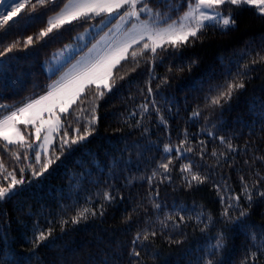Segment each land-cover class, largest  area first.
Segmentation results:
<instances>
[{"label": "trees", "instance_id": "1", "mask_svg": "<svg viewBox=\"0 0 264 264\" xmlns=\"http://www.w3.org/2000/svg\"><path fill=\"white\" fill-rule=\"evenodd\" d=\"M66 2L34 10L25 4L0 25V52L16 45L0 57V104L15 108L46 94L58 76L47 73L46 62L99 20L80 19L39 35ZM148 3L174 18L186 10L185 0ZM232 8L236 24L229 30L209 28L194 43L136 60L130 53L143 42L132 46L112 71L110 92L101 86L104 96L94 99L90 85L69 109L75 114L62 115L69 141L63 150V128L44 153L27 144L5 148L0 139V185L8 187L12 176L23 181L0 200V264H264V249L257 251L264 244V15L254 5ZM25 13L34 19L10 29ZM229 82L245 87L212 105ZM93 106L91 134L71 144L74 129L84 132ZM168 161L165 171L160 165ZM184 165L203 183L181 171ZM237 203L248 215L240 216ZM230 204L229 219L223 213ZM84 208L97 214L73 223ZM49 229L38 247L30 243ZM137 233H149V240L134 245ZM221 237L223 248L210 253ZM134 248L140 256L132 255Z\"/></svg>", "mask_w": 264, "mask_h": 264}, {"label": "snow or ice", "instance_id": "2", "mask_svg": "<svg viewBox=\"0 0 264 264\" xmlns=\"http://www.w3.org/2000/svg\"><path fill=\"white\" fill-rule=\"evenodd\" d=\"M57 3L58 0H34V2L33 0H0V4H7L8 6L7 11L0 12V17H2L0 19V25L7 23L9 17L24 8L25 4H28L34 10L37 6L49 7ZM185 4L186 10L183 14L174 18L170 14H161L158 10L151 8L148 0H67L57 15L48 19V27L39 35L45 36L49 32H52L54 28H60L62 25L70 24L72 21L80 19L88 20L97 16L111 18L113 15H116L119 21L124 24L131 22L130 27L125 31V39L116 44L109 45L95 56H90L86 59L81 58V61L73 65L69 73L49 85L46 94L38 98L29 99L23 106L13 108L10 105L0 104V110H3L0 111V139L6 142L4 147L7 148L9 144H27L29 148L33 147L31 143L25 140L20 130L19 125L23 124L25 127L31 126L34 129V135L37 141L42 138L41 133H43L45 144L53 139L54 133L59 132L63 128L64 134L60 141V148L63 150L64 145L69 144V141L67 139L68 131L64 125V121L61 120L60 114H65V119H67L68 115L75 114V110H73V113H69V109L80 97L85 88L90 85H95L94 99H99L104 96L105 93L101 86L110 92L112 88L108 83V79L112 75V69L121 60L128 58L129 49L134 44L143 42L139 49L131 51L130 55L133 60H136L138 55L143 56L148 52L155 56L157 49L167 51L170 47L180 48L184 45L194 43L209 28L229 30L234 27L236 21L232 16V6L239 9L254 5L264 15V0H185ZM142 14H144L143 18ZM25 18L28 20L34 19L25 13L18 20H13L9 28L11 29L22 23ZM28 42H32V37L28 38ZM15 47V44L8 46L4 51L0 52V57L4 56L6 52H11ZM89 51L91 52V49ZM259 60L264 62V56H260ZM252 62L256 63L257 61L253 60ZM225 87L226 91H222L218 96L211 98L212 105L219 104L223 98H231L234 89H242L245 85L243 82H229ZM80 111L83 113V109ZM91 112V118L87 119L84 132L80 133L79 128L74 129L77 136L71 139V144L83 141L91 134V126L97 122L95 106L92 107ZM193 116H199V112H194ZM76 119L79 121L80 116H76ZM161 120H163L162 117ZM221 140L223 141L222 137ZM35 147L38 148L40 145H36ZM231 147L232 145L229 144V148ZM172 150L171 146L165 145V152L170 153ZM177 151H180L179 147H177ZM185 151H191V149L188 148ZM34 158L36 161H40L41 159L39 153L36 152H34ZM48 163H51V160L41 166L42 170H47ZM169 163L171 161L161 164L160 167L167 171ZM0 168H2V164H0ZM181 171H188L192 175V181L203 183V179L198 174L191 173V165H184ZM37 174L35 171L33 172V175ZM9 175L11 176L12 174ZM155 175L156 173L154 172L153 176ZM241 179L243 180V178ZM22 182L17 181L12 176L8 187L0 185V200L14 195L15 193L12 191L13 187L17 183ZM189 186H191V181H189ZM245 193V198L249 201V207H251L252 196L248 192L247 186H245ZM259 195L264 197V192L259 193ZM104 199L111 201L113 197L110 193L105 192ZM233 199L239 201L240 197L236 196ZM155 207L159 208L160 206L157 204ZM232 207L233 205L230 204L225 208L223 213L225 217H228L229 208ZM235 207L240 209L241 217L248 215L247 210L240 208L238 203ZM101 208H103V205H101ZM96 214L94 209L84 208L73 218L72 222L78 223L80 219H87L88 215L94 216ZM100 215H103V211L100 212ZM200 215L203 214L201 213ZM172 218V216L168 217V219ZM228 218L230 219V217ZM179 219L182 221L184 217L180 216ZM197 219H199V216H197ZM208 221L209 223L211 222L210 216L208 217ZM51 231V229L47 232L38 231L35 239L30 241V243L34 247H38L40 243L48 239ZM150 235L155 236L156 233L152 232ZM0 239H3V237L0 236ZM253 239H255V236H253ZM147 240H149V233H144L143 236L137 233L132 243L135 245L137 242ZM223 246L221 237V239H218L210 247L209 252L211 253L212 249L219 250ZM262 249H264V244L257 251L260 252ZM132 255L138 257L140 256V252L134 248ZM256 258L257 253H252L250 259L255 261ZM0 261H3L2 249H0ZM3 264H7V262H3ZM204 264H213V260L205 259Z\"/></svg>", "mask_w": 264, "mask_h": 264}, {"label": "rangeland", "instance_id": "3", "mask_svg": "<svg viewBox=\"0 0 264 264\" xmlns=\"http://www.w3.org/2000/svg\"><path fill=\"white\" fill-rule=\"evenodd\" d=\"M150 3L149 6L151 8H153L154 10H158L154 5L152 6ZM7 10V4H0V12H5ZM58 12L54 13L51 17L56 16ZM14 15L15 13H13L10 17ZM143 16L144 14H142V18ZM97 17H99V20L97 22H93L90 26L77 33L72 42L67 44L62 49L56 51L50 57V59L45 64V69L49 75L58 73V76L56 78V80H58L65 74L69 73L73 65H76L78 61H81V58L86 59L90 56H95L97 53H99L109 45L116 44L125 39V31L130 27L131 22L124 24L119 21L116 15H113L111 18H106L105 16ZM90 49L91 52L89 51ZM60 115L62 120L63 114ZM19 127L24 135L25 140L31 143L34 148L38 149L40 153L47 152L50 149V146L52 145L56 134L59 133H54L53 139L49 143L45 144V141L43 140V133H41L42 138L37 141L35 139L34 129L31 126L25 127V125L21 124L19 125ZM36 145H40V147L37 148L35 147Z\"/></svg>", "mask_w": 264, "mask_h": 264}]
</instances>
